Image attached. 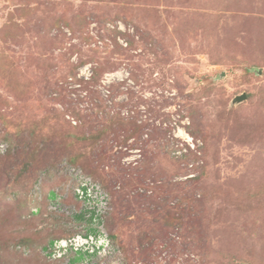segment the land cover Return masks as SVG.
Listing matches in <instances>:
<instances>
[{"label":"rangeland","instance_id":"obj_1","mask_svg":"<svg viewBox=\"0 0 264 264\" xmlns=\"http://www.w3.org/2000/svg\"><path fill=\"white\" fill-rule=\"evenodd\" d=\"M73 167L125 264H264V0H0V264L89 228Z\"/></svg>","mask_w":264,"mask_h":264},{"label":"built area","instance_id":"obj_2","mask_svg":"<svg viewBox=\"0 0 264 264\" xmlns=\"http://www.w3.org/2000/svg\"><path fill=\"white\" fill-rule=\"evenodd\" d=\"M71 173L75 175L73 196L80 209L75 207L69 211L64 195L56 191L58 196L51 201L49 211L74 219L81 216L89 228L82 233L55 239L45 249V258L52 264H125L121 249L106 227L107 217L112 211L109 193L80 168L73 167ZM33 212L38 214L39 209L35 208Z\"/></svg>","mask_w":264,"mask_h":264},{"label":"trees","instance_id":"obj_3","mask_svg":"<svg viewBox=\"0 0 264 264\" xmlns=\"http://www.w3.org/2000/svg\"><path fill=\"white\" fill-rule=\"evenodd\" d=\"M76 168H78V167H76ZM86 175H88V176H90V177H92L90 174H88V173H86L85 171H83ZM93 178V177H92ZM95 181H97L98 183H100L98 180H96L95 178H93ZM101 184V183H100ZM102 185V184H101ZM103 186V185H102ZM103 188L109 193V191L103 186ZM109 195H110V193H109ZM57 192L56 191H52L51 192V194H50V200L51 201H54L56 198H57ZM110 197H111V195H110ZM111 202H112V197H111ZM79 204V203H78ZM112 204V203H111ZM40 212H43V211H40ZM112 212V211H111ZM111 212H110V215H111ZM33 214H36V213H34L33 212ZM39 214V213H38ZM110 215L107 217V220H106V227H108L107 225V223H108V221H109V218H110ZM79 219H83V217H79ZM117 224V221H116V219H114V223H113V225L115 226ZM110 236L112 237V239L115 241V235H112L111 233H110ZM56 239H58V238H56ZM55 240V239H54ZM54 240H52L50 243H52ZM48 247V246H47ZM47 247H45V249L47 248Z\"/></svg>","mask_w":264,"mask_h":264},{"label":"water","instance_id":"obj_4","mask_svg":"<svg viewBox=\"0 0 264 264\" xmlns=\"http://www.w3.org/2000/svg\"><path fill=\"white\" fill-rule=\"evenodd\" d=\"M245 99H246V95H241V96L236 97L235 102H237V103L242 102Z\"/></svg>","mask_w":264,"mask_h":264}]
</instances>
